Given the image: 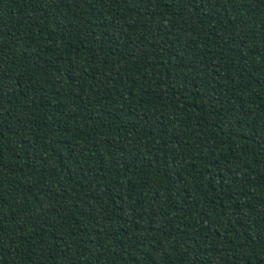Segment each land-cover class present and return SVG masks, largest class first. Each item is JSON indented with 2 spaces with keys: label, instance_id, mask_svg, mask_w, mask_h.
Returning a JSON list of instances; mask_svg holds the SVG:
<instances>
[{
  "label": "trees",
  "instance_id": "16d2710c",
  "mask_svg": "<svg viewBox=\"0 0 264 264\" xmlns=\"http://www.w3.org/2000/svg\"><path fill=\"white\" fill-rule=\"evenodd\" d=\"M0 264H264V0H0Z\"/></svg>",
  "mask_w": 264,
  "mask_h": 264
}]
</instances>
